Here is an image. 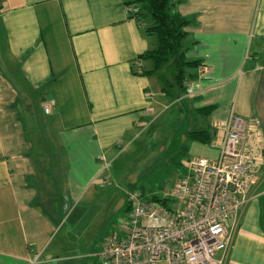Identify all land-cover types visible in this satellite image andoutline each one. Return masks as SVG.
I'll list each match as a JSON object with an SVG mask.
<instances>
[{
  "label": "crops",
  "instance_id": "1",
  "mask_svg": "<svg viewBox=\"0 0 264 264\" xmlns=\"http://www.w3.org/2000/svg\"><path fill=\"white\" fill-rule=\"evenodd\" d=\"M176 1L206 74L170 101L141 74L156 39L125 0H0V264H100L113 231L86 239L68 210L103 197L119 151L180 103L217 150L231 112L248 120L262 164L225 264H264V0Z\"/></svg>",
  "mask_w": 264,
  "mask_h": 264
},
{
  "label": "built area",
  "instance_id": "2",
  "mask_svg": "<svg viewBox=\"0 0 264 264\" xmlns=\"http://www.w3.org/2000/svg\"><path fill=\"white\" fill-rule=\"evenodd\" d=\"M199 74H206L204 66ZM53 105L50 100L44 111ZM248 128L247 119L229 114L216 158L190 160L176 181L177 208L150 202L140 191L129 194L127 224L104 239L100 264H225L262 164Z\"/></svg>",
  "mask_w": 264,
  "mask_h": 264
},
{
  "label": "rangeland",
  "instance_id": "3",
  "mask_svg": "<svg viewBox=\"0 0 264 264\" xmlns=\"http://www.w3.org/2000/svg\"><path fill=\"white\" fill-rule=\"evenodd\" d=\"M182 105L168 106L131 145L119 151L105 172L110 184L96 187L104 193L103 197L84 199L76 207V204L70 207L66 216H70L68 223L82 211L78 229L86 239H97L98 244L110 232L124 227L128 219L127 197L135 191H142L147 200L151 197L166 199L167 207L177 208L178 202L172 193L176 181L186 171V164L194 158H216L218 150L214 144L188 136L189 131L197 130L201 121ZM83 264H87L86 261Z\"/></svg>",
  "mask_w": 264,
  "mask_h": 264
},
{
  "label": "trees",
  "instance_id": "4",
  "mask_svg": "<svg viewBox=\"0 0 264 264\" xmlns=\"http://www.w3.org/2000/svg\"><path fill=\"white\" fill-rule=\"evenodd\" d=\"M125 5L130 9L128 14L131 17L139 23H147L144 33L156 39V47L139 56V59L150 64L141 74L157 78L161 93L170 101L180 99L187 92L188 81L197 77L192 71L200 66L198 61H189L186 57L184 29L190 21L177 12L176 0H125ZM211 110L212 107H206L198 111L206 118ZM188 136L199 142L210 143L213 132L200 129L189 132ZM141 194L144 197L142 191ZM148 200L167 207L166 199L151 197ZM126 209L129 212L128 204Z\"/></svg>",
  "mask_w": 264,
  "mask_h": 264
}]
</instances>
